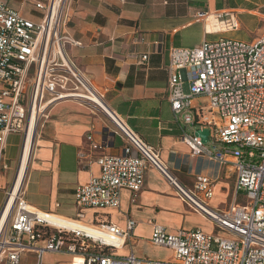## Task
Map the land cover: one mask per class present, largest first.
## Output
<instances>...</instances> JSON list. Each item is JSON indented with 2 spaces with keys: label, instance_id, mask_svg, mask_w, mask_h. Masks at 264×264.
<instances>
[{
  "label": "built area",
  "instance_id": "2783aa9c",
  "mask_svg": "<svg viewBox=\"0 0 264 264\" xmlns=\"http://www.w3.org/2000/svg\"><path fill=\"white\" fill-rule=\"evenodd\" d=\"M65 1L37 4L45 14L41 22L33 23L13 11L9 0H0V169L9 136L24 140L32 119L36 130L54 104L76 101L104 114L110 133L122 142V154L111 156L104 153L106 142L86 138L88 149L97 154L94 162L99 174L75 188L78 207L117 210L122 190L132 194L133 203L143 188L145 172L155 169L187 207L206 217L217 233L178 230L170 234L155 226L150 242L170 251L169 260L139 259L132 252L118 257L114 252L131 235L132 220H127L124 231L109 223L85 225L91 235L60 229L50 222L57 216L27 205L22 182L15 188L16 173L11 187L4 191L0 209L1 219L12 201L0 224V264H20L25 254L34 255V264H44L48 254L71 256L77 259L76 264H264V33L252 43L220 40L168 52L167 97L173 121L182 131L181 142L192 156L205 155L235 171L233 200L218 213L207 206L213 198L210 180L198 177L195 194L185 190L160 163L156 149L104 104L68 59L67 47L79 44L63 31ZM114 1L123 4L126 0ZM198 17L204 21L222 18L206 13ZM220 24L224 30L236 28L231 18ZM147 60L143 55L138 64L145 66ZM194 99L203 102L193 107ZM182 126L207 130V143L188 136ZM220 233L223 236L216 235Z\"/></svg>",
  "mask_w": 264,
  "mask_h": 264
},
{
  "label": "crops",
  "instance_id": "0c3cea01",
  "mask_svg": "<svg viewBox=\"0 0 264 264\" xmlns=\"http://www.w3.org/2000/svg\"><path fill=\"white\" fill-rule=\"evenodd\" d=\"M49 1L9 0V7L21 18L39 23L45 10L36 5L46 6ZM63 12V31L79 44L67 47L66 55L94 92L144 143L156 149L160 163L185 190L195 194L196 179L208 178L213 198L207 206L224 212L233 200L235 171L205 155L192 156L181 142L182 131L173 121L167 97L168 52L193 49L204 42L233 40V33L243 23L261 25L257 30L261 36L264 0H126L123 4L114 0H66ZM200 13L221 15L216 26L231 18L236 28L228 31L213 27L209 31L207 21L198 17ZM143 55L148 57L145 66L138 64ZM202 102L194 99L192 106ZM182 127L188 136L199 130L197 126ZM109 129L107 119L89 105L71 100L54 104L33 135L22 181L27 205L83 225L109 223L122 231L127 220H132L135 225L131 235L114 252L118 257L132 252L142 259L163 261L160 254L168 250L150 242L155 226L170 234L178 230L217 233L206 217L187 207L155 169L145 172L143 188L133 203L132 194L122 190L117 210L78 207L75 188L99 174L94 162L97 154L88 149L86 138L106 142L104 153L108 155L122 154L121 140ZM21 140L11 135L6 141L5 151L9 152H4L0 169L6 176L0 187L3 196L16 176L12 168ZM80 154L83 157L79 158Z\"/></svg>",
  "mask_w": 264,
  "mask_h": 264
},
{
  "label": "rangeland",
  "instance_id": "374dc122",
  "mask_svg": "<svg viewBox=\"0 0 264 264\" xmlns=\"http://www.w3.org/2000/svg\"><path fill=\"white\" fill-rule=\"evenodd\" d=\"M261 28V25H255L252 23H243L241 28L238 29L236 32L233 33V40L235 41H239V42H244V43H252L254 40H256L260 35L259 32L257 31L258 29ZM184 92L187 93V86L186 84L184 85L183 88ZM103 118L106 119V116L104 114H101ZM42 121L39 123L41 124ZM22 144H23V139L21 141H19V145H18V150L14 155L15 158V163L14 166L12 168V172H15L16 175V171H17V167H18V162H19V157H20V152L22 149ZM8 150L5 151V154H8ZM16 168V170H15ZM5 174L3 172H0V187L3 185V182L5 180ZM3 193L0 190V208L2 206L3 203ZM85 226V225H83ZM89 226V225H86ZM218 236H223V234H216ZM164 260H169L171 257V252H163L160 254ZM136 257V256H135ZM139 258V257H136ZM142 259V258H139ZM144 259V258H143ZM148 259V258H146ZM72 260L71 256L65 255V254H48L44 257V264H69L70 261ZM149 260V259H148ZM35 263V257L32 254H25L24 258L21 260L20 264H34ZM72 263H77V259L73 260Z\"/></svg>",
  "mask_w": 264,
  "mask_h": 264
},
{
  "label": "bare ground",
  "instance_id": "6f19581e",
  "mask_svg": "<svg viewBox=\"0 0 264 264\" xmlns=\"http://www.w3.org/2000/svg\"><path fill=\"white\" fill-rule=\"evenodd\" d=\"M209 20H212V22H213V23H210L207 21V29L209 31L212 30L213 27H215V28L216 27H219V28L223 27L221 24H218V26H216L217 22L214 19L210 18ZM96 102L99 105H101L99 103V101L96 100ZM35 127H36L35 119H32L30 124L28 125L27 131L25 134V138H24L23 144H22V149L20 152L15 188H17L24 179L23 177L25 175L27 164H28L29 157H30ZM11 204H12V201L10 200L8 205H7L6 213L9 210V208L11 207ZM6 213L0 219V224H2L3 221L5 220ZM50 222H51V224L57 226L60 229L69 230V231L70 230H79V231H83L84 233H86L88 235L92 234L88 227H85V226L78 224V223H75V222H71L69 220H65V219L60 218V217H52ZM72 261H73V259L70 261L69 264H73ZM74 264H76V263H74Z\"/></svg>",
  "mask_w": 264,
  "mask_h": 264
},
{
  "label": "water",
  "instance_id": "95a60500",
  "mask_svg": "<svg viewBox=\"0 0 264 264\" xmlns=\"http://www.w3.org/2000/svg\"><path fill=\"white\" fill-rule=\"evenodd\" d=\"M194 137H198L201 141V144L205 145L207 143V138H208V131L207 130H197L194 133Z\"/></svg>",
  "mask_w": 264,
  "mask_h": 264
}]
</instances>
